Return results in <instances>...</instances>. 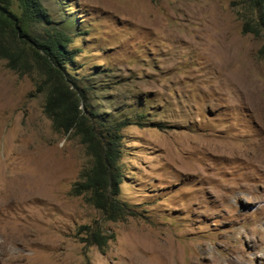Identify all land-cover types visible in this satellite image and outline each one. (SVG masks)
Instances as JSON below:
<instances>
[{
    "label": "rangeland",
    "instance_id": "obj_1",
    "mask_svg": "<svg viewBox=\"0 0 264 264\" xmlns=\"http://www.w3.org/2000/svg\"><path fill=\"white\" fill-rule=\"evenodd\" d=\"M73 33L67 68L122 130L119 198L106 220L72 193L90 165L54 129L32 75L0 58V264H264V36L239 0H40ZM260 116V117H259ZM99 226L102 250L78 233Z\"/></svg>",
    "mask_w": 264,
    "mask_h": 264
},
{
    "label": "trees",
    "instance_id": "obj_2",
    "mask_svg": "<svg viewBox=\"0 0 264 264\" xmlns=\"http://www.w3.org/2000/svg\"><path fill=\"white\" fill-rule=\"evenodd\" d=\"M239 4L242 32L264 36V0H239ZM51 23L40 0H0V58L9 68L33 76L54 129L73 132L85 144L90 165L73 184L72 193L84 196L106 220L126 219L134 211L119 198L124 180L122 130L134 122L99 118L86 90L67 70L76 55L71 47L74 34ZM259 53L264 54V43ZM78 233L102 250L112 237L99 226L83 225Z\"/></svg>",
    "mask_w": 264,
    "mask_h": 264
},
{
    "label": "bare ground",
    "instance_id": "obj_3",
    "mask_svg": "<svg viewBox=\"0 0 264 264\" xmlns=\"http://www.w3.org/2000/svg\"><path fill=\"white\" fill-rule=\"evenodd\" d=\"M251 152L258 156L257 167L264 171V142L261 141L259 144L253 145Z\"/></svg>",
    "mask_w": 264,
    "mask_h": 264
}]
</instances>
